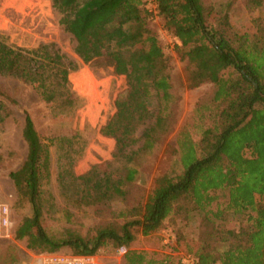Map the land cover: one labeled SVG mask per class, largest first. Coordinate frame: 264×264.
Here are the masks:
<instances>
[{
    "label": "trees",
    "instance_id": "trees-1",
    "mask_svg": "<svg viewBox=\"0 0 264 264\" xmlns=\"http://www.w3.org/2000/svg\"><path fill=\"white\" fill-rule=\"evenodd\" d=\"M52 1L60 22L75 38L80 59L112 66L128 82L117 111L101 129L116 141L112 160L76 175L73 154H80L79 134L56 137L53 144L65 151L58 181L80 209L126 199L140 174L142 154L152 151L174 126L168 57L150 26L144 0ZM155 1L165 26L180 41L178 52L189 65L188 85L211 82L215 90L212 102L199 106L178 135L181 170L158 176L135 217L95 226L86 234L65 227L52 234L45 224L53 198L44 187L51 177L50 153L27 114L23 137L28 153L10 177L20 202L32 211L14 236L26 239L37 254L65 248L71 255L98 254L112 245L117 251L128 248L124 264H182L179 255L139 249L135 229L150 235L174 214L189 221L194 213L201 219L198 237L180 234V242L176 233L168 243L174 245L172 251L192 254L200 264H264V19L252 31L231 21L229 6L219 8L204 0ZM247 5L264 8V0H248ZM78 66L53 43L25 48L0 36V75L24 79L47 104L64 110L77 105L69 74ZM6 116L0 101V125ZM231 216L240 221L228 226ZM22 257L14 250L0 254V264H20Z\"/></svg>",
    "mask_w": 264,
    "mask_h": 264
},
{
    "label": "rangeland",
    "instance_id": "rangeland-1",
    "mask_svg": "<svg viewBox=\"0 0 264 264\" xmlns=\"http://www.w3.org/2000/svg\"><path fill=\"white\" fill-rule=\"evenodd\" d=\"M204 2L219 8L229 6L231 21L252 31H257L258 23L264 19V8L250 9L248 0ZM144 5L146 8L145 0ZM149 18L150 26L169 60L175 95L172 106L175 120L173 129L152 151L142 154L139 163L140 174L129 186L130 193L126 199L114 198L108 204L97 203L80 209L76 206L75 196L64 191L58 181L59 158L65 151L58 149V146L53 144V139L79 134L80 154H73V172L76 175L85 174L94 165L112 160L116 141L113 137L104 135L101 129L115 114L120 99L127 93V77L102 62L84 63L80 59L75 52V38L60 22L61 14L52 0H0V36H5L10 44L25 48L53 43L79 65L77 70L69 74L71 89L78 98L77 105L69 110L61 109L55 104H47L36 87L24 79L0 75V101L7 113L4 123L0 125V203L9 204L13 210L11 235L0 238L1 256L14 250L25 258L20 264H36V256L39 255L28 247L26 239L20 241L14 236L15 228L21 219L32 211L29 204L20 202L10 177L12 171L21 167L28 153V145L23 137L27 114L33 119L50 153L51 177L44 187L50 201L51 197L53 198L51 213L46 216L45 224L52 234H59L64 227L86 234L95 226L112 223L118 225L125 219L135 217L158 176L181 170L176 147L178 135L181 129L195 118L199 106L212 102L215 90L211 82H204L195 87L188 85L189 65L178 52L179 39L168 30L159 13L156 16L149 14ZM67 212L71 215L66 216ZM200 220L199 215L194 213L189 221L174 214L158 231L150 235H144L140 229H135L137 247L156 255L181 256L184 252L172 251L174 245L165 243L164 238L177 233L180 242V234L187 239H196L200 232ZM239 221L237 216H231L227 225L231 226ZM60 252L72 251L65 248ZM98 255L104 264H124L123 256L119 255L112 245L100 249Z\"/></svg>",
    "mask_w": 264,
    "mask_h": 264
},
{
    "label": "built area",
    "instance_id": "built-area-1",
    "mask_svg": "<svg viewBox=\"0 0 264 264\" xmlns=\"http://www.w3.org/2000/svg\"><path fill=\"white\" fill-rule=\"evenodd\" d=\"M146 8L150 15H158V5L155 0H145ZM13 210L7 203H0V238L11 235L13 227ZM175 239V234L164 238V242L170 243ZM128 251L126 246L118 249V254L123 256ZM182 264H200L198 259L192 254L182 253ZM36 264H104L98 254L71 255L63 252L41 253L36 256Z\"/></svg>",
    "mask_w": 264,
    "mask_h": 264
}]
</instances>
